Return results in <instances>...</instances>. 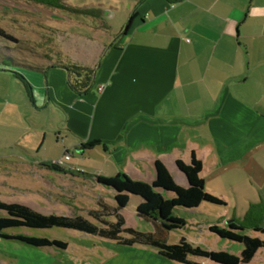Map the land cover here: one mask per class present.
<instances>
[{
    "label": "crops",
    "instance_id": "obj_1",
    "mask_svg": "<svg viewBox=\"0 0 264 264\" xmlns=\"http://www.w3.org/2000/svg\"><path fill=\"white\" fill-rule=\"evenodd\" d=\"M136 1L126 39L119 44L66 32L57 36L58 42L60 35L73 41L66 49L59 46L63 64L24 74L30 91L13 74L24 85L26 104L51 113L52 127L38 130L44 134L38 153L55 134L53 154L20 156L15 168L37 184L39 179L40 188L55 198L56 214L65 217L89 218L99 204L115 208L120 192L113 182L123 177L152 187L157 162L187 188L176 164H189L193 156L203 165L205 189L212 187L208 194L224 202L227 192L218 191L228 186L223 176L232 172L245 188L263 181L264 202V0ZM99 14L95 11V19ZM96 23L90 28L98 33ZM70 52L77 55L72 59ZM67 63L96 70L82 96L69 87L71 76L62 68ZM93 141L103 149L99 166L75 171L65 152L75 148L84 159L93 150L82 145ZM50 176L54 180L43 182ZM124 193L129 204L121 215L128 225V216L139 217L138 209L154 200L149 194ZM88 259L82 264H143L139 256Z\"/></svg>",
    "mask_w": 264,
    "mask_h": 264
},
{
    "label": "rangeland",
    "instance_id": "obj_2",
    "mask_svg": "<svg viewBox=\"0 0 264 264\" xmlns=\"http://www.w3.org/2000/svg\"><path fill=\"white\" fill-rule=\"evenodd\" d=\"M46 1L48 0H0V30L3 31V34L0 33V69L9 72L0 73V200L7 204L26 206L42 215L50 216L57 215L55 211L58 205L55 204V198H51L46 193V188H40L39 179L37 184L35 178L24 176L22 170L15 168V164L20 161V156L26 155L30 160L54 153L53 132V136L51 134L48 136L44 149L40 153L37 151L44 135L38 130L41 128L49 130L52 127L51 113L48 110L35 111L26 104L27 93L24 85L13 74L19 73L24 77L28 72L43 73L44 65L59 66L58 64L66 59L64 56H62L63 60L61 57L58 58L59 46L60 50L66 49L73 42L64 35H60L63 40L58 42L59 34L67 32L94 36L103 43L119 44L120 41H124L126 37L123 33L134 12L131 6L132 8L136 6L134 5L136 0H64V3L75 9L82 11L89 9L91 12L100 13L101 15L99 14V18L96 19L92 15L73 14L60 10L48 5ZM94 22H97V29L100 31L98 33L91 29V24L93 25ZM75 55H77L75 52H70L69 56L73 59ZM73 79L77 80L75 77H70L68 80L70 88V80ZM69 154L74 170L83 173L88 171L90 165L99 166L104 157L101 146L88 153L84 159L75 148H71ZM231 174L232 172H229L223 176L225 178L223 181L228 186L221 189L216 187L220 189L218 192H227L224 197L225 204L204 202L193 210L180 208L175 212V216L183 219L185 225L180 229L165 232L163 238L167 244L175 245L185 238L193 246L240 257L244 249L242 244L221 239L210 231L211 226L227 228L233 222L244 227V235L264 240V235L252 229L254 225L264 226L263 181H256L257 185L245 188L240 184V177ZM52 179L54 180L52 176L45 177L43 182ZM234 186L235 190H232ZM211 188V185L207 187L208 190ZM138 201L137 197L132 199L129 205L130 212L135 209ZM71 202L69 201L70 204ZM7 217V213L0 210V219ZM132 217H127L128 228L133 226L139 232L156 233L152 223L139 217ZM110 221L115 220L111 218ZM4 234L50 241L59 240L69 245L67 250L35 248L20 241L0 239V261L5 262L4 264H77V262L82 264L86 258L95 263L100 259L105 260L111 254L120 256L123 260H131L133 256H139L143 264H164V262L176 264L163 258L156 249L150 247L135 246L140 248V251L136 250L132 256L127 252L131 247L104 241L95 236L84 237L82 233L60 228H16L6 230ZM252 264H264V250L258 252Z\"/></svg>",
    "mask_w": 264,
    "mask_h": 264
},
{
    "label": "trees",
    "instance_id": "obj_3",
    "mask_svg": "<svg viewBox=\"0 0 264 264\" xmlns=\"http://www.w3.org/2000/svg\"><path fill=\"white\" fill-rule=\"evenodd\" d=\"M46 3L60 10L68 11L69 13L86 14L87 16L92 15L96 17L94 12L72 8L67 3H64V0H50V2L48 0ZM131 21L124 31V34L129 31ZM0 33L3 34V31L0 30ZM8 38L13 39L10 36ZM47 58L50 57L47 56ZM63 66L62 68L70 74L71 78L75 77L77 79L70 80V86L75 93L82 96L91 89L93 79L95 78V69L65 64ZM14 75L30 91V87L25 78L18 73H14ZM100 144V141L86 143L82 145V150L92 151L99 147ZM176 165L179 172L187 179V188L180 187L176 184L167 168L162 163L157 162L155 167L156 180L152 187L143 184H134L126 177H123L121 182H113L115 187H119L120 192L115 197L116 207L111 208L107 205L99 204V210L92 212L89 218L83 216H45L26 206L7 204L0 200V210L6 212L8 215L7 218L0 219V239L20 241L35 248L66 250L67 244L58 240L50 241L42 238L4 234L6 230L16 228H60L95 236L104 241L115 242L124 247H150L156 249L163 258L176 264H252L258 252L264 250V240L258 237L244 235V227L237 222L229 224L227 228L212 226L210 227V231L218 235L221 239L242 244L244 249L240 257L227 252L208 251L201 247L193 246L185 238H182L178 244H167L163 238L165 232L180 229L185 225L183 219L175 216V212L180 208L193 210L204 202L216 205L225 204L223 201L205 191V183L201 177L203 165L195 156H193L189 164L178 161ZM49 167L58 170V167L55 165ZM128 191L153 196L154 201L138 209V216L152 223L155 226L156 233L139 232L126 226L121 211L129 204V196L124 193ZM160 192L170 197L163 198ZM111 218H114L115 221L111 222ZM252 229L256 233L264 235V226L254 225Z\"/></svg>",
    "mask_w": 264,
    "mask_h": 264
},
{
    "label": "built area",
    "instance_id": "obj_4",
    "mask_svg": "<svg viewBox=\"0 0 264 264\" xmlns=\"http://www.w3.org/2000/svg\"><path fill=\"white\" fill-rule=\"evenodd\" d=\"M71 159V156L68 151L65 152V160L68 161Z\"/></svg>",
    "mask_w": 264,
    "mask_h": 264
}]
</instances>
